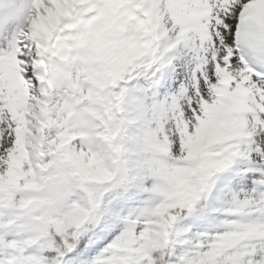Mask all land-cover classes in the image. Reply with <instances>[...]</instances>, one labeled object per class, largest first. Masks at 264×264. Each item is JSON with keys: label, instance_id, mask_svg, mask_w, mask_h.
Wrapping results in <instances>:
<instances>
[{"label": "snow or ice", "instance_id": "obj_1", "mask_svg": "<svg viewBox=\"0 0 264 264\" xmlns=\"http://www.w3.org/2000/svg\"><path fill=\"white\" fill-rule=\"evenodd\" d=\"M0 264H264V0H0Z\"/></svg>", "mask_w": 264, "mask_h": 264}]
</instances>
